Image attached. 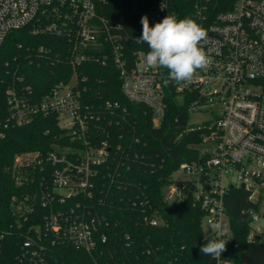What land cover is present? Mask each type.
<instances>
[{"label": "built area", "instance_id": "built-area-1", "mask_svg": "<svg viewBox=\"0 0 264 264\" xmlns=\"http://www.w3.org/2000/svg\"><path fill=\"white\" fill-rule=\"evenodd\" d=\"M212 4L213 0H0V50L11 30L42 15L49 23L33 31L45 29L64 35L73 69L66 82H57L37 101L29 86H8L4 90L8 112L0 119V138L9 127L27 124L37 115H51L65 134L80 141L78 146L52 145L46 152H24L15 158L12 172L18 183L24 179L22 168L39 166L42 171L37 192L45 212L40 222L27 226L12 264H49L48 251L53 245L91 252L106 240L101 231L107 225L106 216L92 204L70 201L76 195L92 197L94 177L99 173L96 167L109 160L116 162L115 171L109 174L114 180L126 154L121 145L111 148L110 132L105 128H100L102 138L96 145L85 139L92 110L83 100L75 74V66L83 62L114 66L123 96L146 106L153 126L162 121L164 100L172 90L179 102H186L188 120L190 112L210 109L213 118L200 122L209 125L202 138L207 148L200 150L198 160L179 163L173 172L186 176L173 177L172 172L162 198L166 202L191 198L205 211L202 223L220 224L223 218L228 219V189L240 187L248 201L258 205L248 211L247 240L264 241V224L256 223L264 219V0H234L225 10H215ZM168 14L192 18L208 32L203 47L210 63L192 80L170 81L165 86L167 70L145 65L147 51L131 47V40L138 37H131L129 30L130 24H141L144 15L154 26ZM119 106L116 101L104 100L102 108L112 114ZM45 165L50 166L48 178ZM11 210L22 214L34 209L28 198L13 196ZM144 219L150 225L158 221L156 217ZM212 231L217 239L226 234ZM4 235L0 233V240ZM215 264L234 263L221 256Z\"/></svg>", "mask_w": 264, "mask_h": 264}, {"label": "trees", "instance_id": "trees-1", "mask_svg": "<svg viewBox=\"0 0 264 264\" xmlns=\"http://www.w3.org/2000/svg\"><path fill=\"white\" fill-rule=\"evenodd\" d=\"M232 2L213 0L212 6L225 10ZM48 23L47 17L39 15L26 26L11 30L5 38L0 50V119L8 112L4 94L8 86H29L37 101L57 82L71 77L67 38L45 29L33 31ZM129 34L139 38L142 24H130ZM136 41L131 40L132 48L148 51L145 44ZM75 74L83 100L92 110L85 139L96 145L102 138L100 128H105L110 132L111 148L121 145L126 157L114 180L109 174L115 171L116 162L109 160L96 167L99 173L94 177L92 197L76 195L70 201L92 204L106 216L107 225L101 227L106 240L91 252L71 245H53L48 251L49 264H215V259L200 252L209 239H217L214 231L203 234L204 209L191 198L175 202L162 198L163 187L171 181L179 163L201 158L195 146L209 131L208 123L188 124L186 102H179L172 90L164 100L162 121L153 126L151 111L123 96L114 66L83 62L75 66ZM104 100L116 101L120 106L111 114L102 108ZM79 144L58 127L51 115H37L27 124L4 131L0 138V233L5 235L0 240V264H12L27 226L40 222L45 212L37 192L42 171L39 166L22 168L24 179L18 183L12 172L15 158L24 152H46L52 145ZM45 166L48 178L50 166ZM13 196L18 200L28 198L34 210L13 213ZM225 205L230 234L220 238L228 241L221 256L234 264H264V241L247 240L251 218L248 211L258 205L248 201L240 187L228 189ZM144 217H156L157 224L150 225Z\"/></svg>", "mask_w": 264, "mask_h": 264}, {"label": "clouds", "instance_id": "clouds-1", "mask_svg": "<svg viewBox=\"0 0 264 264\" xmlns=\"http://www.w3.org/2000/svg\"><path fill=\"white\" fill-rule=\"evenodd\" d=\"M141 24L142 34L136 42L147 46L144 63L149 69L167 70L165 86L170 81L177 84L190 81L198 70L209 65L210 59L203 47L209 34L194 19H178L176 15L168 14L150 26L148 16L144 15ZM227 243L223 239H209L200 247V252L219 261Z\"/></svg>", "mask_w": 264, "mask_h": 264}, {"label": "rangeland", "instance_id": "rangeland-1", "mask_svg": "<svg viewBox=\"0 0 264 264\" xmlns=\"http://www.w3.org/2000/svg\"><path fill=\"white\" fill-rule=\"evenodd\" d=\"M212 118L213 117H212V113L210 109H205L203 112L201 111L190 112L188 123L192 125H196V124H200V122L202 121H209ZM207 146L208 144L202 142V143L196 144L195 147L199 150H204L205 148H207ZM172 176L173 177H177V176L185 177L186 175L183 172L176 170L175 172H173ZM256 223L264 224V219H259L258 221H256ZM213 226H216V227L213 228ZM202 229H203V234L205 236L213 232L212 230H216L218 232H226L227 235L230 234L229 223H228L227 218H223L220 224L209 225L206 222H203Z\"/></svg>", "mask_w": 264, "mask_h": 264}, {"label": "water", "instance_id": "water-1", "mask_svg": "<svg viewBox=\"0 0 264 264\" xmlns=\"http://www.w3.org/2000/svg\"><path fill=\"white\" fill-rule=\"evenodd\" d=\"M241 187H243V185H241Z\"/></svg>", "mask_w": 264, "mask_h": 264}]
</instances>
